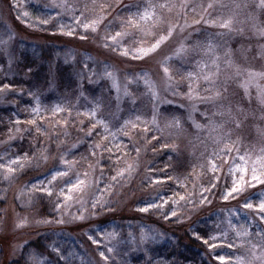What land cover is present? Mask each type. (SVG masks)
Masks as SVG:
<instances>
[{
    "label": "rangeland",
    "instance_id": "374dc122",
    "mask_svg": "<svg viewBox=\"0 0 264 264\" xmlns=\"http://www.w3.org/2000/svg\"><path fill=\"white\" fill-rule=\"evenodd\" d=\"M29 1L34 4L33 9H29L27 5H23L18 0L14 6L10 4V0H0V39L7 40L9 30L15 37L7 50L0 47V85L9 83L14 89L8 94L7 100L0 102V154L7 152L8 155L15 156L28 153L30 156L33 154L39 156L40 149L47 148L49 159L46 162L41 161L39 167L33 165L25 168L22 173L17 174V178L11 184L0 178V185L6 186L1 195L3 204L0 207V264H14L19 259L20 250L13 253L15 244L25 246L27 243L37 241L42 236H50L52 241H58V244L53 246L59 247L66 258L60 259L59 264H89V262L91 264H163L165 256L168 257L170 251L174 249L177 234H186L188 228L200 220H202L199 224L200 227L207 229L209 236L226 232L228 239L239 245L240 241L236 238L235 232L229 228L228 221L230 219L233 227L239 228L240 225H247L253 233L252 242L258 241L259 237L255 233L264 230V223L251 220L254 213L243 208L242 204L245 200L257 204L261 199H264V186L249 187L237 198L224 201L222 192L226 185L230 186L231 179L228 177V165L223 164V171L217 173L220 177L218 187L211 193H206L209 196L208 202L199 205V191L202 186H208L211 176L206 171L201 172L199 166L205 163V158L212 153L216 145L208 132L197 133L196 129L192 127L186 110L189 102L181 97H172L164 93L162 95L173 100V103H162L159 108V123L164 129L162 138L149 144L136 134H132L134 139L132 143H129L128 137L118 134L117 139L122 146H126L124 151L128 155H125L124 151L115 149L111 154L105 151L103 156L99 157L100 167L96 169L94 176L90 175L88 178L90 182L98 181V184L90 183L84 193V199L89 208V212L84 213L85 216H89L91 212L93 198L101 194L113 210L104 209L91 215L87 220L75 222L65 214L66 222L58 224L55 220L59 218V215L54 211L53 204L49 203L48 198L45 197L41 200L38 193H32L29 196L25 189L26 184L30 188L31 183H38L50 178L52 172L61 167L59 163L61 154L68 155L69 159L77 160L79 162L77 169L83 173L89 170V163H94L97 159L90 155L92 144L100 143L102 146H111V138L103 140L97 134L83 140L84 132L79 130L81 121L87 126L88 120L85 117H77L76 112L87 111L93 106V101L101 103L98 118L109 122L114 132L124 120L134 119L138 114L144 119L150 120L152 105L147 99L142 82L127 84L131 98L123 97L121 94L118 101V94L112 80L101 77L106 69L113 71L123 90L127 79H131V74H138L141 70H145L151 74L154 81L162 85V74L158 61L163 56L173 54L174 49L181 42L191 48L198 44L204 45L211 40L217 45L216 52L222 58L220 61L221 80L226 76L231 77L227 83L226 98L216 106L201 104L194 114L196 121L206 125L208 121L201 113L212 116L215 111H226L231 107V117L227 115L215 116L213 119L218 123H224V131H231L233 140L240 139L241 152L259 154V149L264 147V135H262L264 132V118H262L264 117V106L256 98L255 86L248 89V95L245 94L241 85L244 83L246 72L241 76H235L232 69L224 63L225 51L231 50L233 63L242 70L264 72V56L260 54L261 46H264V38L259 37L253 27L254 24L264 27V11L254 6V0H224L228 7L211 10L213 16L221 14L227 16L235 11L236 27L242 31L218 35L222 30L209 28L202 24L194 29H188L184 33L177 32L174 38L162 48L160 54L148 60L147 63L118 57L116 53L103 47L100 39H92L91 36L87 40H80L78 36L60 35V25L73 23L71 15L64 13L58 16L57 13L61 11L60 9L46 7L51 0ZM84 2L85 0H68L70 6L76 5L77 7H82ZM88 2L91 3V0ZM195 2L206 4L208 0H195ZM96 3L115 4L116 0H96ZM145 3L147 0H121L120 6L111 11L108 20L113 22V28L118 29L120 19L117 14L119 17L126 16L128 14L126 5L134 6ZM233 3H239L241 7L233 9ZM32 4L30 5L32 6ZM245 4L248 7H244ZM133 10L135 9L133 8ZM23 12H27L33 22L49 16L54 19L50 20L47 25L26 27L16 19L17 15ZM36 13L37 16H34ZM161 14L166 22H175L176 20L175 11L163 10ZM194 18H198V16L190 15L189 22L191 23ZM49 28L55 30L52 32L53 35L47 34L48 36L44 37L43 34H46L44 32ZM99 35L103 36L104 33L101 32ZM150 39L151 37H149ZM43 53L46 54V58L42 56ZM201 59L211 63V57L203 56L202 51L198 49L196 52L184 56L183 59L174 58L172 68L178 73L195 71L196 61ZM86 77H91L95 82L89 83ZM259 83L264 87V80ZM186 90V83L181 81L180 91ZM33 97H36L41 106L46 109H51L57 104L73 107L72 117L69 118L66 113L53 116L51 111L45 112L41 127L48 129L47 136L37 134L33 130V126L28 124L14 125L15 119L23 121L31 118V109L35 106ZM133 99L135 103H133ZM180 105H185V107H180ZM238 108L242 111H237ZM173 115L181 117V131L165 128L167 120L171 119ZM233 117L241 121L239 129L234 127ZM62 118L70 120L67 127L56 124V121ZM14 127L29 129V131H22L16 134L17 139L9 141V129ZM64 133H68L67 137ZM152 134L150 132L148 135ZM50 140H53V146L50 145ZM82 140L79 147L69 154L68 149ZM165 142L175 145V150L171 147H164ZM133 144L142 148L138 157ZM152 145H157L159 150L154 152ZM117 158H119L118 163H116ZM160 159L162 162H159ZM152 161L159 164H156L151 172ZM231 162L232 160L229 159L228 163L231 164ZM129 163L136 165L131 176H126L119 183L113 182L111 177L116 174V168L126 167ZM101 168L103 175L100 173ZM164 175L179 178L186 187L178 186L177 182L175 184V179L170 180L171 184L179 188L180 194L191 196V200L197 201V203L181 201L175 206L177 216L171 217L169 214L167 219L162 218L164 217L162 213L156 210L143 213L135 211L134 203L136 201L144 200L154 194L151 191L143 192L144 185L149 184V178H161ZM60 183L58 181L54 185L57 190ZM111 184H115V186L105 191ZM161 186L165 187L164 184ZM167 188H169V184ZM21 190H24L26 194L21 196ZM39 205L42 207L41 209ZM170 205L171 203L166 205L163 211H167ZM79 207V204H74L70 212L78 215ZM171 207L173 206L171 205ZM153 212L158 214V217L151 216L150 213ZM251 214L252 216L249 217L248 215ZM23 217L28 218V224L22 229H16V223L19 222V218ZM42 219H51L53 222L51 224L36 223ZM246 220H249V223H246ZM102 221L114 224L113 229L98 231V223ZM251 222H255L256 225L252 227ZM107 233L114 235L107 236ZM88 234L93 235L94 239L99 241V246L92 244L88 239ZM142 237L156 238L141 242ZM218 243H222V241H218ZM109 247L113 249L110 253L107 251ZM249 247L250 245L245 243L244 247H218L216 250L234 261L236 256L250 255ZM43 251L42 259L45 264L58 259L54 253H49V249ZM100 251H104L109 257L106 262L100 259ZM28 260L29 255L24 257L25 262ZM172 260L175 263V256L172 257ZM164 264L169 263L167 261Z\"/></svg>",
    "mask_w": 264,
    "mask_h": 264
},
{
    "label": "snow or ice",
    "instance_id": "6c2138e0",
    "mask_svg": "<svg viewBox=\"0 0 264 264\" xmlns=\"http://www.w3.org/2000/svg\"><path fill=\"white\" fill-rule=\"evenodd\" d=\"M120 2L121 0H116L115 4L106 5L103 3L97 4L96 0H91V3L85 0L82 7H77L76 5L70 6L68 0H51L50 4L46 5V7L60 9L61 11L57 13L58 16L64 13L71 15L73 23L60 25V35H66L68 37L78 36L80 40H87L90 36L92 39H100L103 47L116 53L118 57L134 62L139 61L147 63L148 60L160 54L162 48L174 38L177 32L184 33L186 30L194 29L198 25L203 24L209 28L222 30L218 35H227L242 31V29L236 27L235 11L227 16L222 14L217 16L212 15L211 10L228 7V5L224 3V0H208L206 4L203 2L196 3L195 0H147L145 4H136L134 6L126 5L125 7L128 9V14L124 17H119V14H117V17L120 19V24L119 28L116 29L113 28V22L109 21L108 17L111 15V11L120 6ZM254 6L264 11V0H254ZM232 7L233 9H239L241 4L233 3ZM244 7H248V5L245 4ZM133 8L135 10H133ZM163 10H167L168 12L175 11V22H166L164 16L161 14ZM190 15L193 17L198 16V18H194L190 23ZM16 19L26 27H35L40 24L47 25L50 20L54 18L49 16L33 22L29 14L23 12L22 14H18ZM181 21L183 22L181 23ZM253 27L256 34L264 38V27L257 24H254ZM101 32L104 33L103 36L99 35ZM7 35V40L0 39V47H2L3 50H7L10 42L15 38L11 30L7 32ZM189 35H191V33H189ZM149 37H151L150 40ZM216 48L217 45L211 40L204 45L198 44L191 48L187 47L184 42H181L179 46L174 49L173 54L163 56V58L158 61L162 74V85L154 81L148 71L141 70L138 74H131V79H127V83L122 90L119 86L116 74L106 69L101 78L106 77L112 80L113 86L116 88L118 94V101L121 98V94L123 97L131 98V93L127 88V84L143 83L147 99L152 105L151 119H144L138 114L134 119L124 120L114 132L109 122L98 118L101 103L99 101H93V106L87 111L76 112L77 117H85L89 122L88 125L85 126L83 121H81L79 130L84 132L83 140H87V138L98 134L103 140H109V138H111V146H102L100 143L92 144L90 147V155L92 157H97V159L94 163L90 162L88 165L89 170L83 173L79 172L77 169L79 163L77 160L69 159L68 155L61 154L59 157L61 167L52 172L50 178L45 181L38 183L30 182V188L29 185L26 184L25 189H27V194L30 196L32 193H38L40 194L41 200L45 197L48 198L49 203L53 204L54 211L59 215V218L55 220L58 224H64L66 222L64 218L65 214L70 216L71 220L75 222L87 220L91 215L101 212L104 209L109 211L113 210L111 205L104 200L103 194H101L93 198L91 201V212L89 216H85L84 213L89 212V208L84 199V193L89 188L90 183L98 184V181L93 180L90 182L88 178L90 175L94 176L96 169L100 167L101 160L99 157H102L105 151L110 154L113 152V149L116 151H124L126 146H122L118 141V134L128 137L129 143H132L134 139L132 134H136L149 144H151L152 141H159L162 138L164 129L161 128L159 123V108L162 103H173V100L167 99L162 93L172 97L186 99L189 102L186 110L188 111V119L191 121L192 127L196 129L197 133L208 132L216 145L212 153L205 158V163L199 166L201 172L206 171L211 174L208 186H202L199 191V205L208 202L209 196L206 195V193H211L213 189L218 187L220 177L217 173L223 171V164L228 165V177L231 179L230 186L226 185L222 192V199L224 201L237 198L249 187L255 188L257 185L264 186V147L259 149V154H253L247 151L241 152L240 139L237 138L233 140L231 138L232 132L224 131V123H218L213 119L215 116L227 115L231 117V107L226 111H215L212 116L201 113L208 121L206 125L197 122L194 118V114L198 111L201 104L216 106L226 98L227 83L231 77L226 76L221 80L220 61L222 58L217 54ZM198 49L202 51L203 56L211 57V63L203 59L197 60L195 65L196 70L184 73H178L172 68L174 58L183 59L184 56L191 52H196ZM260 54L264 56V46H261ZM224 56L226 57L224 63L228 68L232 69L235 76H241L246 72L244 83L241 85L244 88L245 94L248 95V89L255 86L257 90L256 98L258 102L264 106V87L259 83V81L264 80V72L242 70L233 63L231 59V50H226ZM177 76H179V79H177ZM86 78L89 80V83L95 82L91 77ZM181 81L185 82L187 86V90L184 92L180 91ZM13 91L14 89L9 83L0 85V102L7 100L8 94ZM33 98L35 100V106L31 109V118L23 121L15 119L13 121L14 125H31L37 134L47 136L48 129L41 127V123L45 118L43 115L45 112L51 111L53 116L66 113L69 118L72 117L73 107L71 106L57 104L51 109H46L41 106L36 97ZM133 103H135L134 99ZM180 107H185V105H180ZM222 107L223 105L221 104V108ZM237 111H242V109L238 108ZM233 122L236 129L241 127V121L238 118L233 117ZM69 123L70 120L64 118L56 121L57 125L62 124L64 127H67ZM165 128L181 131V117L173 115L171 119L167 120ZM22 131H29V129H21L20 127L10 128L9 141L17 139L16 134ZM150 132L153 133L151 136L148 135ZM213 133H215V135H212ZM64 135L67 137L68 133H64ZM262 135H264V132H262ZM197 139H199V136H197ZM83 140L73 144L71 148L68 149V153L70 154L74 149L79 147V143L83 142ZM132 146L138 157L142 150L141 146L136 144ZM164 147H171L174 150L176 148L175 145H169L167 142L164 143ZM152 150L155 152L159 149L157 145H152ZM233 153H235V156H233ZM124 154L128 155L126 151H124ZM48 159L49 153L47 148H41L39 156L35 154L30 156L28 153L11 156L8 155L7 152H4L0 154V178L11 184V182L17 178V174L22 173L25 168L32 167L33 165L39 167L41 161L46 162ZM229 159L232 160L231 164L228 163ZM237 161H239V163H237ZM118 162L119 158H117L116 163ZM135 166V164L129 163L126 167L116 168V174L111 177V180L119 183L126 176L130 177L135 170ZM100 173L103 175L102 168L100 169ZM166 179H175L178 186L186 187V185L181 183L179 178L168 175ZM58 181L61 183L57 190L54 185ZM148 183L151 185H159L165 183V180L161 178H149ZM114 186L115 184L108 185L105 191ZM25 194V191L21 190L20 195L23 196ZM181 201H188L193 204L197 203V201L191 200V196L187 194L182 195L175 193L171 197L161 198V202L159 203L152 202L145 207H140L137 211L143 213L154 209L157 212H161L165 219L169 218V213L171 217H176L177 209L175 206ZM169 202H171L173 207L169 208L168 211H163ZM74 204H79L80 206L77 209L78 215H74L70 212ZM242 207L254 213V216H252L253 220L264 223V199H261L257 204L245 200ZM52 222L53 220L51 219H42L38 220L36 223L51 224ZM27 224V217L19 218V222L16 223L15 228L22 229ZM228 225L229 228L235 232L236 238L240 241L239 245L229 240L226 232H222L220 235H210L207 238H202L197 234L195 238L207 245L209 251L218 247H244L245 243L250 245V255L244 257L236 256L234 261H231L230 258L225 255L214 256L213 258L218 261V264H264V230L256 232L255 235L259 237V240L252 242L251 238L253 233L247 225H240L239 228L233 227L230 219ZM106 235L112 236L114 234L107 233ZM155 238L156 237H142L141 242ZM88 239L92 244L99 246V241L94 239L93 235L88 234ZM218 241H222V243H218ZM23 247L24 245L15 244L13 246V253H15L16 250H22ZM107 251L110 253L113 249L109 247ZM51 253H54L58 259L54 262L49 261L47 264H59L60 259H66L59 247L53 246L51 248ZM99 255L102 261L106 262L109 259L104 251H100ZM42 256V253H29V260L26 261V264H29V262L30 264H45ZM89 264H91V262H89Z\"/></svg>",
    "mask_w": 264,
    "mask_h": 264
},
{
    "label": "trees",
    "instance_id": "16d2710c",
    "mask_svg": "<svg viewBox=\"0 0 264 264\" xmlns=\"http://www.w3.org/2000/svg\"><path fill=\"white\" fill-rule=\"evenodd\" d=\"M16 1L17 0H10V4H12V6H14ZM18 2L22 3L25 6L27 5L29 7V9H33V7H34V4H32L29 0H18ZM29 3L32 4V6ZM34 16H37V13L34 14ZM2 18H3V16H2ZM54 31H55L54 29L49 28V29H47L46 32L43 31L44 33H46V34H43V36L46 37L48 35H53L52 32H54ZM86 44H88V43H86ZM42 56L44 58H46V54L43 53ZM49 143L51 146H53V144H54L53 140H50ZM159 162H162V160L160 159ZM156 164H159V163H157L155 161L151 162V166H150L151 172H152L153 167L156 166ZM167 176L168 175H164L161 177V179L165 180V183H162L165 186L163 188L161 186L162 184L144 185V187H143L144 191L143 192L151 191V192H154V194L151 197L146 198L144 200L136 201L134 203L135 211H137L138 208L145 207L152 202L159 203V202H161V198L171 197L175 193L180 192L178 187L174 186L173 184H171L170 180L166 179ZM168 184H169V188H167ZM175 184H176V181H175ZM3 185L4 184L0 185V207L3 204V200H2L1 195L3 194V191L6 188V186L5 185L3 186ZM177 199H178V197H177ZM169 203H171V202H169ZM39 207H40V209L42 208L40 205H39ZM170 208H171V205H170ZM168 210H169V208L167 209V211ZM150 211H152V210H150ZM137 212H139V211H137ZM147 214H149V213H147ZM150 215L153 217H158V214H156L155 212L150 213ZM248 216L250 217V216H252V214L248 215ZM162 218H164V217H162ZM246 218H248V217H246ZM248 219H250V218H248ZM251 220H253V219L251 218ZM201 221L202 220L195 222V224L190 226L188 228V232H186V234L185 233L183 235H181V233L177 234V239H176L174 249L170 251V253L168 254V257L165 256L163 264L167 261L169 264H216V262H218L213 257L216 255H222L220 253V251L216 250V249L209 251V248L207 245L203 244L201 240H197L195 238V236L197 234L199 236H201L202 238L209 237V233H207L208 231H206L207 229L200 227L199 224L201 223ZM246 223H249V220H246ZM98 224H99L97 226L98 231L112 230L113 226H114V224L107 222V221H102ZM251 224H252V227H254L256 225L255 222H251ZM56 244H58V241H52L50 236H42L37 241L27 243L23 247V249L20 250V257L16 262H14V264H26V262L24 261V257L25 256L27 257L30 252H36V253L44 254L43 250L49 249V253H51V248L53 247V245H56ZM174 256H175V260H174L175 263L172 260V257H174Z\"/></svg>",
    "mask_w": 264,
    "mask_h": 264
}]
</instances>
